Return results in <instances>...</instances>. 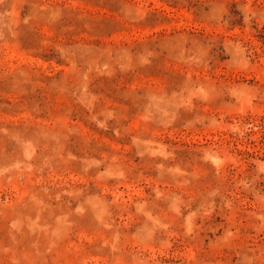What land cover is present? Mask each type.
Masks as SVG:
<instances>
[{
  "label": "rangeland",
  "instance_id": "374dc122",
  "mask_svg": "<svg viewBox=\"0 0 264 264\" xmlns=\"http://www.w3.org/2000/svg\"><path fill=\"white\" fill-rule=\"evenodd\" d=\"M0 264H264V0H0Z\"/></svg>",
  "mask_w": 264,
  "mask_h": 264
}]
</instances>
